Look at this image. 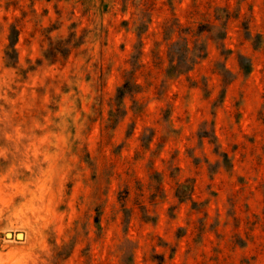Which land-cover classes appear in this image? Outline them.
<instances>
[{"label": "rangeland", "instance_id": "374dc122", "mask_svg": "<svg viewBox=\"0 0 264 264\" xmlns=\"http://www.w3.org/2000/svg\"><path fill=\"white\" fill-rule=\"evenodd\" d=\"M0 264H264V0H0Z\"/></svg>", "mask_w": 264, "mask_h": 264}]
</instances>
